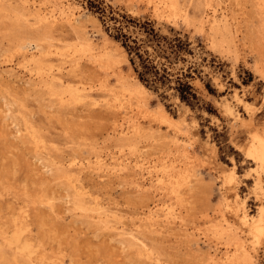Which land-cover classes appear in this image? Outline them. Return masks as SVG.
<instances>
[{
	"label": "rangeland",
	"instance_id": "rangeland-1",
	"mask_svg": "<svg viewBox=\"0 0 264 264\" xmlns=\"http://www.w3.org/2000/svg\"><path fill=\"white\" fill-rule=\"evenodd\" d=\"M152 1L0 0V251L21 227L47 264H264L249 225L264 208V165L247 151L264 41L229 54L200 16L244 27L251 7L215 0L204 14V0H176L168 16ZM145 22L193 52L158 92L115 39L122 25L142 38ZM183 73L193 106L175 88ZM117 75L138 80L148 103L127 108ZM159 107L170 123L149 120Z\"/></svg>",
	"mask_w": 264,
	"mask_h": 264
},
{
	"label": "bare ground",
	"instance_id": "bare-ground-1",
	"mask_svg": "<svg viewBox=\"0 0 264 264\" xmlns=\"http://www.w3.org/2000/svg\"><path fill=\"white\" fill-rule=\"evenodd\" d=\"M244 2L246 6L249 5L251 7V11H249L250 13L249 14L247 13L248 18L246 20V24L243 25L244 27H242V25L239 23L238 24L233 23V22L231 23L226 17L219 19L214 16H209L208 14H206L207 11L214 12L215 9L213 10V8H214L215 0H204V6H205L204 14L206 15L198 14L202 16V24L206 23L208 25V32H209L210 40L211 41H221L222 46L225 48L226 52L229 54L234 52L233 48L237 49V45H235L236 41H253V42L264 41V0H244ZM160 3H161V7L159 5ZM160 3H158L159 7L162 8L163 12L165 14H168V16H176L180 12V7L178 3L176 2V0H162ZM202 8H203V5L201 3H198L195 6V11L197 13H203L202 10L204 11V9ZM109 61L110 60H108V63H110ZM97 62H101V61H97ZM108 63H106V65ZM109 65L111 64H108V66ZM106 71L108 70L106 69ZM117 76H115L117 80L119 79L117 83L119 82L121 83L120 89L125 92V95L127 94L126 95L127 104L125 103L126 107L128 106V103L130 104L134 103L139 107H141V104L146 105L148 103L147 101H145V98L149 95L150 92L138 80L136 81V83L131 84L128 81L124 80V78H122L120 75L118 76L119 78H117ZM116 87L119 88L118 85ZM116 87L114 88V90L116 89ZM120 93L121 92H119V94ZM114 100H117V99L115 98ZM123 106L121 107L123 108ZM126 107H125V111H127ZM134 108H137V107H134ZM133 110H130L129 108V111L133 112ZM132 112L131 113L129 112L130 113L129 115H132L133 114ZM142 112L145 114L144 111ZM147 114H149V120L151 119L152 121H159L163 123L164 122L170 123V121H172L169 114L162 107H159L158 110L155 112L152 110V113L148 112ZM252 114H253V118H252V122L250 124L249 130H248L250 145L248 146L247 151H248L249 156L253 160H255L260 166H263L264 165V125H262L263 126L262 129H259L256 126L257 124L261 123L260 118L264 117V107L260 111L254 112ZM138 115L139 114H137V117ZM142 117L144 118L147 117L148 119L147 115L146 116L144 115ZM131 120H133L134 122V119H131ZM137 124L139 123L137 122ZM262 124H264V122H262ZM139 126H141L142 128V125L139 124ZM138 132L140 133V130ZM138 132L137 134H139ZM132 135L134 134L131 133L130 138L132 137ZM135 136L137 135H134V137ZM170 176L168 175L167 177H170ZM172 181H173V178L172 180H170L171 184H172ZM174 181L176 182V180ZM169 183L168 185H170ZM168 185L166 184L165 186H168ZM170 186L172 187V185ZM244 222L245 224L249 223L246 217H244ZM249 225H251L250 227L254 230L255 237H257L258 239L264 238V208H262L259 211V215L256 218H254V220L250 222ZM20 230H22L21 227H17L16 229H14L13 237L8 242V246H7L8 251L7 252L0 251V264H47L45 260H43L42 258L39 259V257H37V254H35V251H34V246L32 245V241L30 240L29 237H26V238L22 237L23 233H21ZM251 233L253 234V232ZM6 243H7V240H6ZM245 256L247 257V254H245Z\"/></svg>",
	"mask_w": 264,
	"mask_h": 264
},
{
	"label": "trees",
	"instance_id": "trees-1",
	"mask_svg": "<svg viewBox=\"0 0 264 264\" xmlns=\"http://www.w3.org/2000/svg\"><path fill=\"white\" fill-rule=\"evenodd\" d=\"M101 12L105 16V11ZM123 18L126 27L137 22L131 17ZM139 25L140 32L143 35L142 38H133L121 33L125 27L122 25L118 28V35L115 36V39L122 44L129 54L131 63L141 83L148 89L158 92L160 88L171 82L170 76L172 74L168 67L175 62L183 60L184 53L193 54V52L189 49L190 44L187 41H180L179 39L169 41L167 36L161 35L149 22L140 23ZM148 48H151L152 52ZM187 78H191L190 73H183L180 77H177L175 88L181 101L193 106V100H197V98L193 93V86L189 81L184 80Z\"/></svg>",
	"mask_w": 264,
	"mask_h": 264
}]
</instances>
